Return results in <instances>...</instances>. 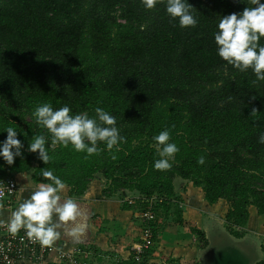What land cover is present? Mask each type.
<instances>
[{"label":"trees","instance_id":"1","mask_svg":"<svg viewBox=\"0 0 264 264\" xmlns=\"http://www.w3.org/2000/svg\"><path fill=\"white\" fill-rule=\"evenodd\" d=\"M188 2L198 22L182 28L163 0L152 9L141 0H0V140L13 127L24 145L12 165L0 158V178L31 171L33 182L49 183L41 171L51 169L77 196L97 179L109 183L104 196L131 197L135 203L125 204L138 213L144 198H163L150 223L151 246L158 216L171 215L179 186L201 188L207 206L226 201L230 229L247 225L249 206L264 217V81L222 60L214 41L221 16L253 5ZM45 102L90 117L101 107L125 140L112 149L98 141L91 155L53 144L32 115ZM164 129L179 151L171 168L156 170L161 157L152 137ZM41 134L47 164L27 151Z\"/></svg>","mask_w":264,"mask_h":264},{"label":"clouds","instance_id":"2","mask_svg":"<svg viewBox=\"0 0 264 264\" xmlns=\"http://www.w3.org/2000/svg\"><path fill=\"white\" fill-rule=\"evenodd\" d=\"M160 2L162 0H141L146 9H152ZM163 2L167 14L173 19L178 18L180 27H194L197 24L188 0ZM251 4L252 7L247 6L240 12L221 16L214 32V41L217 55L222 60L240 71L250 68L256 80L264 81V44L259 43L264 37V0H251ZM94 111L95 116L92 117L87 113L70 114L71 109L67 104L54 110L51 104L45 102L38 104L32 115L37 125L46 128L51 134L53 144L57 142L63 146L71 144L74 150L91 155L98 151V141L104 142L107 149H112L125 140V137L120 135L115 116L101 107H96ZM256 112L253 108L251 114ZM3 131L7 135L0 140V158L7 165H12L16 157L22 156L21 150L24 145L18 139V131L15 128L6 127ZM152 139L161 157L154 160L153 168L156 170L171 168L170 160L179 148L170 141L169 131L161 130ZM258 142L264 144V132L259 135ZM45 145L46 137L42 134L35 135L28 143L27 151L36 153L38 159L47 164L50 156ZM204 162V156L197 160L198 164ZM41 174L50 182L40 183L31 195L10 213L8 230L16 233L23 228L29 239L47 246L61 236V229L72 236L78 235L83 229L66 227V223L75 220L80 212L72 198L61 200L65 182L54 175L51 169H42Z\"/></svg>","mask_w":264,"mask_h":264},{"label":"crops","instance_id":"3","mask_svg":"<svg viewBox=\"0 0 264 264\" xmlns=\"http://www.w3.org/2000/svg\"><path fill=\"white\" fill-rule=\"evenodd\" d=\"M14 176L18 185V192L9 207L0 208V223L8 222L10 213L25 198L30 196L31 192L40 184L33 182L31 171L14 174ZM105 188L102 181L95 179L82 195L77 196L70 191L69 187L65 186L61 193V200L63 201L67 197L72 198L77 203L80 212L75 220L66 223V227L68 229L81 227L83 230L78 235L72 236L61 229V236L51 245L61 249H67L71 246L86 248L89 252L88 264H129L131 246L138 240L141 225L137 218H131V214L133 217L134 214L137 216L138 211L122 204L123 197L119 193L118 197L114 194L104 196L102 191ZM218 204L207 206L203 199L190 196L187 202L183 204L182 210L186 212L187 217L193 218L191 221L185 218L182 224L176 225L171 218H161L156 225V249L152 258L147 257L148 264H160L167 259H174L181 264H213L211 258L207 256L210 250L209 246L200 247L198 240L199 238L202 239L203 234L205 240L209 238L208 232L205 233L208 225L204 227L202 215H209L212 207L217 208L219 207ZM221 206L222 204H220ZM222 207L228 208V206ZM220 221L223 223L222 220L212 219V217L209 220V223H212L211 227L215 228L216 231L218 229L220 232L224 231L223 236L226 239L220 242L219 251L221 250L225 254L228 250L231 252L234 249L235 252L233 251L232 256L238 261L237 264H259L261 260L258 255H252L243 249L246 246V239L250 240L249 234H244L247 231L250 218L247 225L242 228L245 232L240 233L242 234L241 237H237L236 232H226ZM187 223L191 224V230L181 231L182 226ZM236 229L239 230L240 228L237 227ZM253 251L255 252L254 247H252ZM224 256L226 257V264H229V255L225 254ZM150 259L152 260L150 261Z\"/></svg>","mask_w":264,"mask_h":264},{"label":"built area","instance_id":"4","mask_svg":"<svg viewBox=\"0 0 264 264\" xmlns=\"http://www.w3.org/2000/svg\"><path fill=\"white\" fill-rule=\"evenodd\" d=\"M17 192L18 185L13 178H0V208L9 207ZM163 200L156 196L143 199L146 210L140 212L141 234L131 246L132 264H148L145 256L153 238L150 223L156 219L155 207ZM129 203L134 204L135 201L130 200ZM88 255V250L82 246L61 249L53 245H41L38 241L29 239L23 228L11 233L8 222L0 223V264H88ZM165 264L180 263L174 261Z\"/></svg>","mask_w":264,"mask_h":264},{"label":"rangeland","instance_id":"5","mask_svg":"<svg viewBox=\"0 0 264 264\" xmlns=\"http://www.w3.org/2000/svg\"><path fill=\"white\" fill-rule=\"evenodd\" d=\"M171 160H173V159H171ZM11 178L15 179V176L14 177L11 176ZM103 184H104V186L106 188H108L109 183L105 184L103 182ZM186 186H187V188H185L184 191H182L183 190L181 188L182 186H179L180 189H179V191L177 193V196L174 198V201H173L172 206H171L172 207L171 208L172 209L171 217H167V218H171L172 221H176V218H178V211L179 210L182 211V214H181L182 220H184L185 218H187V220L191 221L193 218H191L190 216L187 217V215H185L186 212H184V210H182L183 204H185L187 202V199L190 196H195V197H197L199 199H203L204 198L203 192H202V189L201 188H195V187H193L190 184H187ZM114 195H116L118 197V193H115ZM130 200H133V199L131 197H127V198L124 197L122 199V204H125L126 202H128L129 205H133V204H130L129 203ZM217 203H219L217 205L219 207H217V208L216 207L215 208L212 207V210L213 211L210 208L211 211H210L209 215H207V214H203L202 215V219H203V221L205 223V226L204 227H206L208 225L207 228H206V230H205V233L208 232L209 238L207 240L209 242L207 240H205L203 231H202V234L203 235L202 234H199V235H202L201 236L202 239L199 238L200 241L198 240V242H200V247L209 246L210 250H209L207 256H208V258H211V262L212 263L213 262H216L217 264H226V257L224 256V254L222 252L219 251V248H218L220 246V242L222 240H225L226 239L223 236V232L224 231L223 232H220V230L218 229L217 230L218 232L216 233L215 232V228L211 227L212 223H209L210 218L212 217V219L222 220L223 223L221 221L220 222L222 224V227L226 230V232H229V233H233V232L241 233V232H243L244 233L245 231L242 228H240L239 230H237L236 227L233 228V229H230L228 227L227 223L225 222V214L227 212V209L222 207V206L226 207L227 206V203L224 200H219V202H217ZM220 204H222L221 207H220ZM248 209H249V212H250L249 213L250 214V221H249V224L247 226V231L244 234L245 235L246 234H249L248 236H249L250 240L249 239H246V241H245L246 246H244L243 249H244V251L250 252L252 255H254V254L256 256L258 255L259 259L261 261H264V217L263 216H260L258 214V211H257V209L255 207L249 206ZM137 214H138L137 216H135V214H134V217L131 214V218H137V220H139V223L141 224V221L139 219L140 218V213H137ZM179 216H180V214H179ZM158 218L161 219V218H163V216L159 215ZM175 223H176V225H180L177 222H175ZM176 227H178V226H176ZM191 228H192L191 227V224L190 223H187V224H184V226H182L181 231H183V230L184 231L185 230H191ZM140 234H141V231H140ZM196 236H197V234H196ZM256 240L258 241V243H257ZM249 241L252 242V243H250ZM155 242L156 241H153L152 242L151 250H150V253H149L150 255L148 256L149 258H152L153 257L152 254H153V252L156 249V243ZM252 247H254V249H255V252L253 251L254 253L252 252ZM151 260L152 259H150V261ZM174 261H175L174 259H167L166 261H164V262H162L160 264H163V263L165 264V263L174 262ZM129 264H131V260H129Z\"/></svg>","mask_w":264,"mask_h":264},{"label":"flooded vegetation","instance_id":"6","mask_svg":"<svg viewBox=\"0 0 264 264\" xmlns=\"http://www.w3.org/2000/svg\"><path fill=\"white\" fill-rule=\"evenodd\" d=\"M215 232L217 233L218 231L215 230ZM233 251H234V249H232L231 252H230V250H228V252H227L228 254L225 253L226 255H229V257H230V258H229V260H230L229 264H237V263H238V261L235 259V257L232 256ZM220 252H222V253L224 254L223 251L220 250ZM234 252H235V251H234ZM225 254H224V255H225Z\"/></svg>","mask_w":264,"mask_h":264},{"label":"water","instance_id":"7","mask_svg":"<svg viewBox=\"0 0 264 264\" xmlns=\"http://www.w3.org/2000/svg\"><path fill=\"white\" fill-rule=\"evenodd\" d=\"M214 264H217L216 262H213Z\"/></svg>","mask_w":264,"mask_h":264}]
</instances>
